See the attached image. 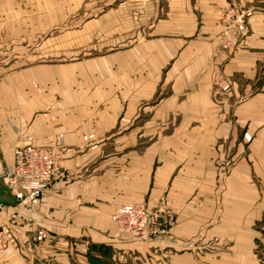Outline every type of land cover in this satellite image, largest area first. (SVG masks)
Masks as SVG:
<instances>
[{"label": "crops", "instance_id": "1", "mask_svg": "<svg viewBox=\"0 0 264 264\" xmlns=\"http://www.w3.org/2000/svg\"><path fill=\"white\" fill-rule=\"evenodd\" d=\"M233 6L250 13L242 36L220 19ZM28 133L69 179L0 198L19 241L0 264H253L264 0H0V175ZM161 201L148 241L111 218Z\"/></svg>", "mask_w": 264, "mask_h": 264}, {"label": "built area", "instance_id": "2", "mask_svg": "<svg viewBox=\"0 0 264 264\" xmlns=\"http://www.w3.org/2000/svg\"><path fill=\"white\" fill-rule=\"evenodd\" d=\"M146 2L149 0H135ZM250 13L229 7L221 12V22L229 28L236 29V35L242 36L248 30V17ZM235 41H230L234 43ZM26 144L14 148V161L7 166L0 175L9 192L16 199L21 200L27 196L41 197L58 182L68 180L69 176L62 167V151L55 146L34 143L32 133L25 135ZM0 214V254L10 255L19 247L15 230L6 221H2ZM16 218L11 215L10 219ZM120 232L139 239L150 237V213L144 207L134 203L119 205L111 215ZM45 237L42 231L38 232L37 240Z\"/></svg>", "mask_w": 264, "mask_h": 264}, {"label": "rangeland", "instance_id": "3", "mask_svg": "<svg viewBox=\"0 0 264 264\" xmlns=\"http://www.w3.org/2000/svg\"><path fill=\"white\" fill-rule=\"evenodd\" d=\"M61 30H62V28H61ZM62 44L63 43H61V45ZM76 46H78V43H76ZM63 60H66V59L59 58L56 61H63ZM168 93H169V90H165L161 97H163L164 95H167ZM157 98L159 99L160 97L157 96ZM150 142H151V140H149L148 138H141L140 139L141 151ZM142 204H139L138 206L144 207L150 213L149 228L152 230V233L150 234V237H148L147 239H141V240L148 241L151 238L158 237L159 231L157 229H159L163 225H166V224H164L165 222H163V221H165V219L160 214L165 213L166 211L170 210L171 208H170L169 203L167 201H164V202L161 201L160 203H158L156 206H153V207L152 206L148 207L146 204H143V205ZM253 228L256 231L257 230L261 231L262 234H258V235H259V237H261V239H263V241H261L259 239L255 240L256 246L253 247V254L251 255L252 259H253V264H264V221L255 222V227H253Z\"/></svg>", "mask_w": 264, "mask_h": 264}, {"label": "water", "instance_id": "4", "mask_svg": "<svg viewBox=\"0 0 264 264\" xmlns=\"http://www.w3.org/2000/svg\"><path fill=\"white\" fill-rule=\"evenodd\" d=\"M8 192V187L5 184L0 183V198L4 197Z\"/></svg>", "mask_w": 264, "mask_h": 264}]
</instances>
